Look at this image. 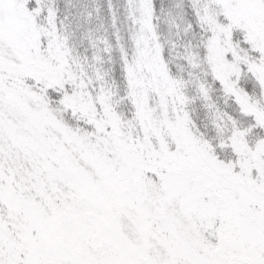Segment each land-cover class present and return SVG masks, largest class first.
<instances>
[{
  "label": "snow or ice",
  "instance_id": "1",
  "mask_svg": "<svg viewBox=\"0 0 264 264\" xmlns=\"http://www.w3.org/2000/svg\"><path fill=\"white\" fill-rule=\"evenodd\" d=\"M0 264H264V0H0Z\"/></svg>",
  "mask_w": 264,
  "mask_h": 264
}]
</instances>
